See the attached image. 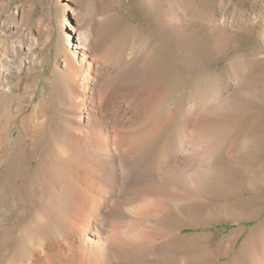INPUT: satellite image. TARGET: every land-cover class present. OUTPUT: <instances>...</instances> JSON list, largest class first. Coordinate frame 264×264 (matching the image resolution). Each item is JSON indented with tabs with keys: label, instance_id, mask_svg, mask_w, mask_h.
Segmentation results:
<instances>
[{
	"label": "bare ground",
	"instance_id": "6f19581e",
	"mask_svg": "<svg viewBox=\"0 0 264 264\" xmlns=\"http://www.w3.org/2000/svg\"><path fill=\"white\" fill-rule=\"evenodd\" d=\"M159 36L157 58L129 59L101 25L79 31L42 98L38 82L11 81L31 64L0 54V264H264L260 239L242 254L264 230L263 115L221 147L216 116L241 113L229 99L202 115L218 94L184 98V83L205 56L173 60ZM222 153L250 176L242 200L258 205L246 215L204 201ZM251 220L236 249L244 225L211 229Z\"/></svg>",
	"mask_w": 264,
	"mask_h": 264
},
{
	"label": "rangeland",
	"instance_id": "374dc122",
	"mask_svg": "<svg viewBox=\"0 0 264 264\" xmlns=\"http://www.w3.org/2000/svg\"><path fill=\"white\" fill-rule=\"evenodd\" d=\"M100 25L104 40L129 59L151 52L157 58L162 31L169 37L173 60L189 64L198 61L200 54L205 56L199 61V71L185 67L184 98L201 89L218 94L215 106L207 105L202 115L213 107H222L225 100L234 102L241 114L224 115L221 109L215 118L221 147H229L234 131L250 115L257 112L264 119V0H0V54L31 64L11 81L19 82L21 89L38 82L40 98L42 92L53 94L55 62L75 43L79 31ZM12 47L18 53L11 54ZM176 91L171 102L181 96ZM197 120L191 122L198 124ZM228 159L229 155L220 154L218 182L210 187L204 201L211 207L230 203L226 208L232 216L246 215L258 205L256 200H242L241 191L250 196V176ZM261 159L264 161V152ZM257 221L223 222L211 229L224 235L244 225L236 249ZM257 244L264 253V230L256 231L242 254L249 256Z\"/></svg>",
	"mask_w": 264,
	"mask_h": 264
}]
</instances>
